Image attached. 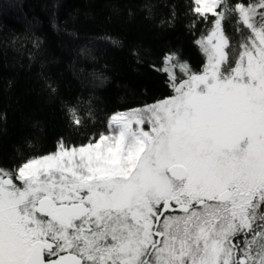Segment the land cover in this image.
Here are the masks:
<instances>
[{"label":"snow or ice","instance_id":"1","mask_svg":"<svg viewBox=\"0 0 264 264\" xmlns=\"http://www.w3.org/2000/svg\"><path fill=\"white\" fill-rule=\"evenodd\" d=\"M189 2L199 71L166 53L171 95L0 166V264H264V0Z\"/></svg>","mask_w":264,"mask_h":264},{"label":"trees","instance_id":"2","mask_svg":"<svg viewBox=\"0 0 264 264\" xmlns=\"http://www.w3.org/2000/svg\"><path fill=\"white\" fill-rule=\"evenodd\" d=\"M190 7L189 0H0V166L49 153L61 139L87 143L107 131L113 112L171 95L157 70L164 55L176 52L196 71L204 62L194 41L210 25L190 27ZM224 27L236 45L238 34Z\"/></svg>","mask_w":264,"mask_h":264},{"label":"rangeland","instance_id":"3","mask_svg":"<svg viewBox=\"0 0 264 264\" xmlns=\"http://www.w3.org/2000/svg\"><path fill=\"white\" fill-rule=\"evenodd\" d=\"M233 45H235V44H233ZM204 63V62H203ZM162 65H163V61H162ZM162 65H161V67H162ZM203 65V64H202ZM201 65V66H202ZM201 68V67H200ZM200 68H199V70H200ZM198 70V71H199ZM165 98V97H164ZM163 99V98H162ZM160 100V99H159ZM156 102V101H155ZM152 103H154V102H152ZM152 103H149V104H145V105H150V104H152ZM145 105H140V106H134V107H130V108H127V109H124V110H119V111H115V112H113L112 114H114V113H116V112H123V111H127V110H130V109H134V108H141V107H143V106H145ZM111 114V115H112ZM110 115V116H111ZM146 127V130H147V126H145ZM56 149V148H55ZM55 149L53 150V151H55ZM52 152V151H51Z\"/></svg>","mask_w":264,"mask_h":264}]
</instances>
